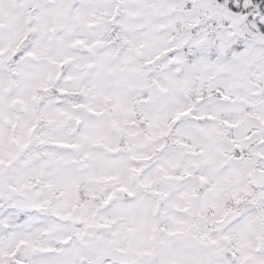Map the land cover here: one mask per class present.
I'll return each mask as SVG.
<instances>
[{"label": "snow or ice", "instance_id": "snow-or-ice-1", "mask_svg": "<svg viewBox=\"0 0 264 264\" xmlns=\"http://www.w3.org/2000/svg\"><path fill=\"white\" fill-rule=\"evenodd\" d=\"M0 264H264V0H0Z\"/></svg>", "mask_w": 264, "mask_h": 264}]
</instances>
